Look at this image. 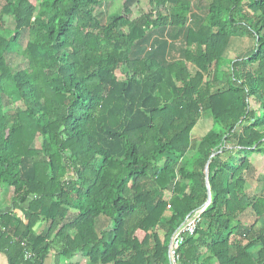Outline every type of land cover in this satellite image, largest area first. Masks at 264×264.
<instances>
[{
    "label": "trees",
    "instance_id": "16d2710c",
    "mask_svg": "<svg viewBox=\"0 0 264 264\" xmlns=\"http://www.w3.org/2000/svg\"><path fill=\"white\" fill-rule=\"evenodd\" d=\"M205 1L183 58L160 63L132 51L185 27L192 0H121L107 21L102 0H0V28L14 22L0 31L8 264H167L173 232L203 207L184 264H264V0ZM237 37L254 49L226 60Z\"/></svg>",
    "mask_w": 264,
    "mask_h": 264
},
{
    "label": "rangeland",
    "instance_id": "374dc122",
    "mask_svg": "<svg viewBox=\"0 0 264 264\" xmlns=\"http://www.w3.org/2000/svg\"><path fill=\"white\" fill-rule=\"evenodd\" d=\"M104 1L103 9L106 12L105 20H110L114 15H116L121 6V0H102ZM208 9V4L205 0H192L191 12L188 16L187 25L183 28H174V27H162L154 30L151 34L143 41L137 42L136 46L132 51L133 57L138 58H154L160 63H169L178 58H183L185 50V37L187 29L189 27L197 28L204 20ZM5 24L0 31L3 33L11 32L14 26L12 17L5 16ZM240 38V37H237ZM255 45V40L251 38L240 39L239 43L234 47L227 49V55L225 56L226 60H230L234 54H238L239 57L249 56ZM238 47V49H237ZM236 57V56H234ZM234 59V58H232ZM10 108V107H8ZM7 108V109H8ZM6 109V110H7ZM213 126V120L209 112L203 114L202 118L199 120L197 125L193 130V134L196 137H201L205 135ZM258 173L261 172V161L260 156H253ZM252 188L248 185V188ZM259 192V188L255 190ZM12 190L5 189L2 194L4 195V203L10 202L8 199L11 197ZM103 222H100L99 227H102L107 224V220L102 219ZM43 223V222H41ZM36 228H39L40 224ZM263 225L262 222L260 223ZM39 232V231H38ZM256 253V251H255Z\"/></svg>",
    "mask_w": 264,
    "mask_h": 264
},
{
    "label": "built area",
    "instance_id": "2783aa9c",
    "mask_svg": "<svg viewBox=\"0 0 264 264\" xmlns=\"http://www.w3.org/2000/svg\"><path fill=\"white\" fill-rule=\"evenodd\" d=\"M205 207L188 215L185 221L173 232L167 249V264H184L179 255V248L187 236L193 235L201 222V215ZM30 257V254H27Z\"/></svg>",
    "mask_w": 264,
    "mask_h": 264
},
{
    "label": "crops",
    "instance_id": "0c3cea01",
    "mask_svg": "<svg viewBox=\"0 0 264 264\" xmlns=\"http://www.w3.org/2000/svg\"><path fill=\"white\" fill-rule=\"evenodd\" d=\"M240 39H244V38H232L231 39V41H230V43H229V46L231 47V48H234L238 43H239V40ZM229 46L227 47V49L229 48ZM226 49V51H225V56L227 55V52H228V50ZM237 49H238V47H237ZM234 56H236V57H234ZM234 56L233 57H231V59L232 58H239V55L236 53V54H234ZM240 58H242V57H240ZM178 59H181V58H178ZM178 59H176V60H178ZM174 61V60H173ZM9 189V190H12V195H11V197L8 199L10 202H8V203H5V204H3L4 203V195L2 194V192H3V190H5V189ZM6 188H3L1 191H0V212H3V211H9L10 210V208H11V200H12V196H13V188H11V187H6ZM169 215H170V211H167L166 212V214H165V216L166 217H169ZM240 220H241V222H242V224L243 225H245V226H248L249 224H251L253 221H254V217H253V215H252V213H251V211H247L245 214H243L241 217H240ZM103 222V221H102ZM107 222V224L106 225H108V223H109V221H106ZM105 225V226H106ZM37 227V226H36ZM46 228V224L45 223H41L40 224V226H39V228H36L35 230H36V232L37 233H43V231H44V229ZM39 231V232H38ZM258 249V248H257ZM255 251H257V250H255ZM51 263V262H50ZM0 264H8L7 263V260L5 259V257L2 255V254H0Z\"/></svg>",
    "mask_w": 264,
    "mask_h": 264
},
{
    "label": "water",
    "instance_id": "95a60500",
    "mask_svg": "<svg viewBox=\"0 0 264 264\" xmlns=\"http://www.w3.org/2000/svg\"><path fill=\"white\" fill-rule=\"evenodd\" d=\"M208 165H209V163H207V167H208ZM206 183L209 186L208 171H207V175H206ZM210 198H211V193H210V190H209V187H208V199H209V201H210Z\"/></svg>",
    "mask_w": 264,
    "mask_h": 264
}]
</instances>
